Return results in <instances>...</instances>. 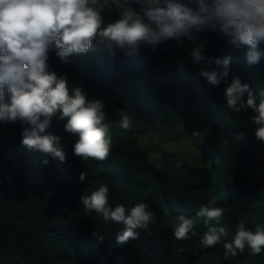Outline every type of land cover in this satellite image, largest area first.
<instances>
[{
  "label": "trees",
  "instance_id": "1",
  "mask_svg": "<svg viewBox=\"0 0 264 264\" xmlns=\"http://www.w3.org/2000/svg\"><path fill=\"white\" fill-rule=\"evenodd\" d=\"M131 7L140 10L135 2ZM100 15L106 26L119 17L120 10L108 0ZM200 27L199 31L189 28L192 40L182 36L155 47L141 44L136 50L108 49L93 40L88 53L70 55L67 63L56 55L53 43L49 70L66 73L69 88H82L89 100L102 99L107 125L117 120L119 106L132 102L148 115L162 112L185 117L199 107L225 111L235 124L226 129V140L230 142L238 132L244 136L224 160L193 167L165 154L159 169L134 136L118 135L115 130L109 132L112 143L105 160H83L73 153L78 135L64 131L67 121L57 113L44 134L60 137L57 147L66 160L49 156L44 165L39 152L21 144L22 126H29L26 122H0V264H264V251L252 256L245 249L225 258L223 247L241 221L253 231L264 228V142L254 136L251 109L229 112L223 99L224 88L239 77L259 102L264 90V44L256 49L262 53L259 62L249 63V46L232 44L219 26L216 30ZM197 47L205 59L194 63L191 51ZM216 58L229 59L230 71L227 83L212 86L199 70L216 68ZM184 129L191 135L198 133L189 126ZM82 172L87 173L84 182L79 180ZM102 184L109 189L110 206L123 204L131 209L144 203L155 223L137 229L136 239L117 243L124 225L105 221L81 203V196ZM206 205L224 209L220 223L213 222L225 229L221 241L214 247L201 245L208 230L202 219L194 225L195 235L176 240L173 231L178 218L195 220L196 212Z\"/></svg>",
  "mask_w": 264,
  "mask_h": 264
},
{
  "label": "clouds",
  "instance_id": "2",
  "mask_svg": "<svg viewBox=\"0 0 264 264\" xmlns=\"http://www.w3.org/2000/svg\"><path fill=\"white\" fill-rule=\"evenodd\" d=\"M133 2L140 5L139 11L131 7ZM107 4L108 0H0V122H26L29 126H22L21 144L39 152L44 165L49 163V156L66 160L62 148L57 147L60 137L44 134L57 113L67 121L64 131L78 135L72 148L83 160H105L112 143L109 125L104 123V101L89 100L82 88H69L66 73L49 70L53 43L56 55L67 63L70 55L88 53L93 40L108 49L115 46L136 50L141 44L155 47L182 36L192 40V26L198 31L200 26L213 30L219 26L232 44L249 46V63L259 62L262 55L256 49L264 44V0H112L120 15L105 26L100 13ZM191 55L194 63L205 59L200 47L194 48ZM215 65L216 68H200L199 75L212 86H219L221 81L227 83L229 59L216 58ZM260 96L257 102L250 85L242 84L239 77L223 90L229 112L251 109V120L256 125L254 136L264 142V90ZM131 125L127 115L119 121L125 131ZM86 178L84 172L79 176L81 182ZM6 179L10 181L11 176ZM108 193L107 185L102 184L90 195L81 196V203L86 210L101 214L105 221L124 225L116 237L117 243L136 239L137 229H148L150 223H155L146 204L139 203L131 209L123 204L112 207ZM223 213V208L206 205L196 212L195 220L181 215L173 236L176 240L189 239V233L195 235L194 225L202 219L208 230L201 245L214 247L225 235V229L213 223L219 224ZM223 247L225 258L242 254L245 249L250 255L259 256L264 251V228L253 231L241 221L231 242H225Z\"/></svg>",
  "mask_w": 264,
  "mask_h": 264
},
{
  "label": "rangeland",
  "instance_id": "3",
  "mask_svg": "<svg viewBox=\"0 0 264 264\" xmlns=\"http://www.w3.org/2000/svg\"><path fill=\"white\" fill-rule=\"evenodd\" d=\"M125 115L132 121L128 131L119 127V121ZM108 125L109 132L115 130L118 135L134 136L159 169L163 168L165 154L178 157L193 167L217 165L244 136L238 132L232 134L230 142L226 140V129L235 124L225 111H218L216 107L213 110H191L185 117L162 112L142 116L126 103V106H119L117 120ZM185 126L198 133L191 135L185 131Z\"/></svg>",
  "mask_w": 264,
  "mask_h": 264
},
{
  "label": "water",
  "instance_id": "4",
  "mask_svg": "<svg viewBox=\"0 0 264 264\" xmlns=\"http://www.w3.org/2000/svg\"><path fill=\"white\" fill-rule=\"evenodd\" d=\"M132 106H133L135 109H136V107H137V105H136L135 103H133V102H132ZM200 109H201V107H199L197 110H200ZM138 112H140L142 116L145 115L144 112H142V111H139V110H138Z\"/></svg>",
  "mask_w": 264,
  "mask_h": 264
}]
</instances>
